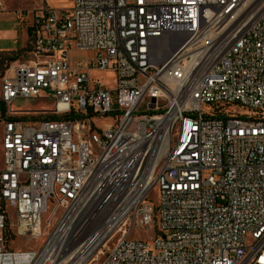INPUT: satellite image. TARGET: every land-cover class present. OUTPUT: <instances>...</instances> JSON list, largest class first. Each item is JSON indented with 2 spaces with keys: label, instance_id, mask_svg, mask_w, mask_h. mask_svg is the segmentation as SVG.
Returning a JSON list of instances; mask_svg holds the SVG:
<instances>
[{
  "label": "built area",
  "instance_id": "2783aa9c",
  "mask_svg": "<svg viewBox=\"0 0 264 264\" xmlns=\"http://www.w3.org/2000/svg\"><path fill=\"white\" fill-rule=\"evenodd\" d=\"M29 35L0 100L55 119L1 121L0 264H264V0H70Z\"/></svg>",
  "mask_w": 264,
  "mask_h": 264
},
{
  "label": "rangeland",
  "instance_id": "374dc122",
  "mask_svg": "<svg viewBox=\"0 0 264 264\" xmlns=\"http://www.w3.org/2000/svg\"><path fill=\"white\" fill-rule=\"evenodd\" d=\"M70 6V0H0V50H15V62L27 63L36 60L31 51H28V33L32 20V14L43 7L55 8L58 10L67 9ZM93 53L80 52L71 50L68 53V59L71 64L77 62H84L91 60ZM3 77V71L0 68V86ZM89 77L103 85L106 89H113L115 80L113 74L108 71L93 69L89 73ZM7 112H10L9 107L6 106ZM235 111V108H230ZM11 110L14 115L22 117L25 115L26 120H45L51 116L53 110V102L48 95L39 96L33 99H15L11 104ZM113 123L112 119H96L95 124L100 129H105L109 124ZM0 121V138L1 126ZM0 168H1V152H0ZM151 201L156 204V192L151 194ZM0 208L6 212L7 218L11 222L14 221L15 213L8 208L5 203L0 201ZM43 217V220L46 219ZM143 232L131 233L132 238L144 237ZM43 240L40 241H27L26 239H17L15 243L10 244L15 250L35 249L37 250ZM95 264V263H93Z\"/></svg>",
  "mask_w": 264,
  "mask_h": 264
},
{
  "label": "trees",
  "instance_id": "16d2710c",
  "mask_svg": "<svg viewBox=\"0 0 264 264\" xmlns=\"http://www.w3.org/2000/svg\"><path fill=\"white\" fill-rule=\"evenodd\" d=\"M28 44H29V49L28 51H31V37L28 33ZM16 54L15 50L14 51H1L0 52V68L3 71V74L5 73L7 67L15 62L16 57H14ZM20 119V120H24V121H30V120H26L25 115L22 117H11L7 115V109H6V105L0 100V121L2 120H12V119ZM55 118L50 117L48 118V120H54ZM38 120V119H36ZM32 121V120H31ZM35 121V120H33ZM3 208H0V211H2Z\"/></svg>",
  "mask_w": 264,
  "mask_h": 264
},
{
  "label": "crops",
  "instance_id": "0c3cea01",
  "mask_svg": "<svg viewBox=\"0 0 264 264\" xmlns=\"http://www.w3.org/2000/svg\"><path fill=\"white\" fill-rule=\"evenodd\" d=\"M1 51H6V50H0V52ZM7 51H14V50H7ZM4 75V74H3ZM1 126H2V124H1ZM1 131H2V128H1ZM0 152H1V138H0ZM2 165V164H1ZM1 169V168H0Z\"/></svg>",
  "mask_w": 264,
  "mask_h": 264
}]
</instances>
